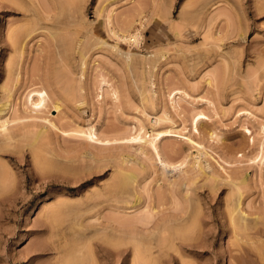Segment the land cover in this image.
<instances>
[{"label":"rangeland","instance_id":"obj_1","mask_svg":"<svg viewBox=\"0 0 264 264\" xmlns=\"http://www.w3.org/2000/svg\"><path fill=\"white\" fill-rule=\"evenodd\" d=\"M111 28L139 29V45L117 40ZM39 42L51 46L46 70L62 107L36 114L23 110V98L46 85L36 79L46 67ZM159 117L167 120L155 129L174 131L159 142L168 172L149 146L124 140L141 125L152 133ZM5 119L0 264H264V221L252 220L264 217V0H0ZM77 126H94L111 144L82 140ZM131 169L138 181L122 192L119 172ZM235 196L256 228L246 235L232 229ZM138 211L151 215L133 224L141 251L130 231L102 232Z\"/></svg>","mask_w":264,"mask_h":264},{"label":"bare ground","instance_id":"obj_2","mask_svg":"<svg viewBox=\"0 0 264 264\" xmlns=\"http://www.w3.org/2000/svg\"><path fill=\"white\" fill-rule=\"evenodd\" d=\"M34 3V2H33ZM35 4V3H34ZM33 7V6H32ZM27 9V8H26ZM38 9V8H37ZM30 10V9H29ZM31 11V10H30ZM34 11L35 10H33V12L32 13H34ZM110 13V12H109ZM37 14V13H36ZM50 15V14H49ZM37 15H35V17H36ZM38 16L41 18L42 16H41V14H38ZM37 16V17H38ZM109 17L111 16V15H108ZM107 16V17H108ZM38 17V18H39ZM49 17V16H48ZM47 17V18H48ZM108 17V19L107 20H109V19H111V18H109ZM39 18V19H40ZM49 19V18H48ZM120 21V20H119ZM109 24H110V20H109ZM38 25V24H37ZM29 27V26H28ZM35 27V26H34ZM35 29V28H34ZM33 29V30H34ZM112 29V28H111ZM18 31H20V30H18ZM125 31H127V30H125ZM23 32V31H22ZM35 32V31H34ZM110 32H111V30H110ZM10 33V32H9ZM24 33V36H26L25 34V32H23ZM28 33H30V31L28 32ZM27 33V34H28ZM32 33V32H31ZM112 35H114V36H116L117 37V40L119 39V40H122V41H124V42H127V43H135L136 45L138 44L139 45V42H140V39H141V34H140V32H139V29L138 30H136L133 34H132V32H131V34H128L127 32H124V31H122V33H118L117 31H115V30H113L112 29ZM19 34H21L20 32H18V37H19ZM33 34V33H32ZM12 35V34H11ZM28 35H30V34H28ZM54 35V34H53ZM23 36V35H22ZM14 37H15V34H14ZM28 37V36H27ZM43 37V36H42ZM41 37V38H42ZM54 37V36H53ZM115 37V38H116ZM20 38H21V35H20ZM22 38H24V37H22ZM26 38V37H25ZM40 38V39H41ZM17 39V42H18V38H16ZM39 39V40H40ZM15 40V39H14ZM23 40V39H22ZM11 41V40H10ZM14 42H16V41H14ZM13 42V44L15 45V43ZM102 42V41H101ZM17 44V43H16ZM19 45H20V43H18ZM101 44V43H100ZM107 45H109V44H106V46ZM38 46H39V54H40V57H39V61H40V63H44L43 65L44 66H46L45 67V71H44V73H43V70H41L40 71V73H38V76L36 77V79L37 80H39V81H43L46 85H44L42 88L40 87L39 89H31V91L29 92L28 91V93H26L25 95H26V97L25 98H23V99H25V101H24V108H23V110H26V112L28 111L29 113H36V114H39V113H46V111L48 112V110L49 109H55L56 111H59V110H61V107H62V102H61V100L59 99V96H58V93L55 91V89H54V83H55V81H56V79L54 80V77H53V75L51 74V72L49 71V70H46V68L49 66V63L51 62V60H52V51H51V46L50 45H48V43H46V45L44 44H41V42H39V44H38ZM103 46H105V45H103ZM15 47H18V46H15ZM25 47H26V45H25ZM111 47H112V45H111ZM14 48V47H13ZM19 48H21L22 49V45H21V47H19ZM115 48V51L116 50H118V49H116V47L114 46L113 47V49ZM118 48V47H117ZM20 49V50H21ZM24 49L25 48H23V50H21L20 52H22L21 54H23L24 55ZM112 49V48H111ZM15 50V49H14ZM119 51H120V49H119ZM159 51V50H158ZM124 52V51H123ZM19 53V52H18ZM118 53V52H117ZM20 54V53H19ZM20 54V55H21ZM124 54H125V52H124ZM132 54V53H131ZM120 56H121V54H120ZM122 57H123V55H122ZM124 58V57H123ZM84 64V63H83ZM26 72V71H25ZM17 74V73H16ZM28 74V73H27ZM82 74H84V73H82ZM31 79V78H30ZM24 80H25V78H24ZM18 81H19V79H18ZM32 81V80H31ZM38 81V82H39ZM23 82H25V81H23ZM207 84L208 85H210L211 83H212V81H211V79H208L207 81ZM105 83H106V81H105ZM57 85V84H56ZM80 86V85H79ZM103 87V86H102ZM81 89V88H80ZM100 89H101V87H100ZM83 90V89H82ZM104 90V89H103ZM84 91V90H83ZM80 92H82L81 90H80ZM115 92V91H114ZM116 94H118L117 93V91L115 92ZM114 93V94H115ZM142 93V92H141ZM107 94V93H106ZM115 94V95H116ZM101 95V94H100ZM143 95H145V94H143ZM11 98V97H10ZM84 98V97H83ZM116 98H118L119 99V97L116 95ZM147 97L145 96V99H146ZM149 98V97H148ZM22 99V100H23ZM147 102H148V100H147ZM22 107H23V105H22ZM51 111V110H50ZM49 113V112H48ZM198 116V118H197V121H196V124L194 123V125H196L195 127L196 128H198V125H199V121L202 119V118H205V114L203 113H200L199 112V114H197L196 115V117ZM166 117H164V118H157L156 120H154V123L152 124V126H153V130H152V133H150V134H148V132L145 130V127L143 126V125H141V128H140V132H136V134L135 135H133V136H130L129 138H127V139H124L125 141H129V142H134V141H139L140 143H142V146L141 147H144V148H146V147H148L149 146V149L151 150V152H153V153H155V156L158 158V161L161 163V165L164 167V168H166V171H167V168L168 167H171L172 166V163H170L167 159H165V156L164 155H162V153H161V151H160V148H159V142L161 141V140H163L166 136H167V134H172L174 131H172V130H167V131H165V130H157V129H155L158 125H160V124H163V123H161L163 120V122H165L167 119H165ZM153 121V120H152ZM13 122V121H12ZM195 122V121H194ZM10 123V121H9V119H5V120H0V128L2 127V129L1 130H3L2 132H7L8 130V127L7 126H9L8 124ZM53 125V124H52ZM159 127V126H158ZM157 127V128H158ZM75 130H74V134H76L78 137H81V139L82 140H85V141H87V142H92L93 144H102L103 145V143H109V144H111V140H103V139H101V137L99 136V132L97 131V129L94 127V126H89V127H87V128H82V127H80V128H78V126L76 127V128H74ZM45 131V130H44ZM43 130L42 131H39L38 133H37V135L35 136V138L37 137V140L41 137V136H43L44 135V132ZM263 131H264V127H263ZM67 132V131H66ZM71 132V131H70ZM101 132V131H100ZM151 132V131H150ZM248 132L249 133H252L251 132V130H248ZM29 133V132H28ZM27 132H26V134H28ZM135 133V132H134ZM35 135V134H34ZM68 135H70V134H68ZM73 135V134H72ZM33 136V135H32ZM44 137H46L45 135H44ZM34 138V137H33ZM106 139V138H105ZM35 140V139H34ZM40 140H41V138H40ZM117 140V139H116ZM121 140V139H120ZM33 141V140H32ZM36 141V140H35ZM118 142H119V140H117ZM122 141V140H121ZM124 141V142H125ZM127 141V142H128ZM39 142V141H38ZM123 142V141H122ZM252 142H254V139L252 138ZM5 144V143H4ZM35 144V143H34ZM106 145V144H105ZM32 146H33V144H32ZM4 147V149H5V145L3 146ZM30 147H31V144H30ZM2 148V147H1ZM0 148V149H1ZM36 148H38L37 146H36ZM143 148V149H144ZM39 149H40V147H39ZM34 150V149H33ZM41 150V149H40ZM40 150H38L37 149V151H40ZM145 150V149H144ZM39 152H36L35 154H38ZM36 156V155H35ZM263 157V162H264V155L262 156ZM38 159V158H37ZM159 163V164H160ZM174 165V164H173ZM3 167V166H2ZM175 166H173V168H174ZM177 167V166H176ZM180 167V166H179ZM181 168V167H180ZM176 169V168H175ZM1 170H2V168H1ZM129 170V169H128ZM128 170H127V172H123V171H121L122 173H120L119 171V174H121V177H122V179H121V181L118 183V181H117V183H118V185L121 187V190H123L124 188H126L125 190H123L122 192H127L126 190H128V187L129 186H133L134 184H135V180H137V176L138 175H140V174H135L133 171V169H131L130 171H132V172H128ZM139 171V170H138ZM138 171H135V172H138ZM1 172V171H0ZM168 172V171H167ZM140 173V172H139ZM123 175V176H122ZM208 175V174H207ZM4 176V175H3ZM2 176V177H3ZM118 177H119V175H118ZM139 178V177H138ZM215 178V177H214ZM3 179H5V176L3 177ZM2 180V179H1ZM244 180V179H243ZM4 181V180H3ZM8 181V180H7ZM11 180H9L8 181V183L10 182ZM116 181V180H115ZM114 181V182H115ZM138 181V180H137ZM5 182V181H4ZM4 182L2 183V184H0L1 185V187H3L4 189L7 187V184H6V186H5V184H4ZM231 182V181H230ZM235 183H236V180L234 181ZM234 182H233V185H234ZM241 182V184L240 185H242V183H243V181H240ZM131 183H132V185H131ZM228 183V182H227ZM246 183V182H245ZM244 183V184H245ZM130 184V185H129ZM116 185V184H115ZM231 185V184H230ZM235 185H237V187H235L236 189H238V190H235L237 193H238V191L240 192L241 190H240V188H242L243 189V185H242V187L240 186V185H238V182H237V184H235ZM234 185V186H235ZM113 186V185H112ZM111 186V187H112ZM119 186H117L118 188H120ZM126 186V187H125ZM128 186V187H127ZM0 187V188H1ZM8 187H11V184H10V186H8ZM114 187V186H113ZM131 187H130V189H131ZM110 188V187H109ZM235 188H232V190L233 189H235ZM245 189V188H244ZM10 190V189H9ZM118 190V189H117ZM231 190V191H232ZM191 191V190H190ZM234 191V190H233ZM235 191L233 192L234 194H235ZM137 192V191H136ZM0 193H2L1 191H0ZM139 193V192H138ZM148 193V192H147ZM233 193H231L232 195L231 196H233L234 194ZM236 193V194H237ZM5 194V193H4ZM4 194H2V195H4ZM190 194V193H189ZM189 194H188V196H189ZM235 194V195H236ZM133 195V194H132ZM1 196V195H0ZM193 196V195H192ZM2 197V196H1ZM190 197V196H189ZM236 197V196H235ZM234 197V199H239V200H237V201H233V202H231L230 203V205L232 204L233 205V207H232V209H231V212H229V213H231V221H232V224L235 226L234 228H232L233 229V231H237L239 234H245V232H241V230H251L252 228H250L251 226H252V224L250 223L252 220L253 221H256V223L255 222H253L254 224L253 225H256V227H257V221H261L262 220V222L264 221V217H262V216H260V213H259V216H257V218H256V220H254V218L249 222L250 224H248V220L250 219V216L248 217V215H246V213L243 211V209H242V206H241V201H240V199L242 200V196L239 198V196L238 197H236L235 198ZM6 198V197H5ZM191 198V197H190ZM193 199V198H192ZM233 199V200H234ZM92 200V199H91ZM114 201H116V198L115 199H113ZM121 201H122V199H120ZM125 200H127V199H125ZM131 200V199H130ZM232 200V199H231ZM190 201V200H189ZM110 202H112L111 200H110ZM131 202V201H130ZM176 202V201H175ZM117 203H118V201H117ZM125 203V202H124ZM126 203H128V204H130L129 202H126ZM125 203V204H126ZM236 203V204H235ZM179 204V203H178ZM191 204V203H190ZM189 204V205H190ZM248 205H250V204H248ZM148 206L149 205H147V208H148ZM152 206V205H151ZM178 207H180V206H178ZM244 207V206H243ZM94 208L95 207H93V210H94ZM146 208V207H145ZM149 208H151V207H149ZM176 208H177V205H176ZM192 208H194V206L192 205ZM196 208V207H195ZM96 209V208H95ZM92 210V209H91ZM119 210H121V209H119ZM193 210V209H192ZM144 211H147V209L145 210L144 209ZM150 211H151V209H150ZM154 211V210H153ZM142 212V211H141ZM140 211H138V214H141V217H139L140 215H138V217L136 218L135 216L136 215H134V217H135V219L137 220H135V222H134V217L132 218L131 216L133 215H131L130 214V216H127L126 214V216H124V213H122L121 215L124 217V218H122V216L120 215V217L119 216H117L118 217V221H116V223H118V224H115V225H111L110 223V225H108V226H106V227H104L103 228V230L100 228H98L100 231L102 230V232H109V233H116V234H118V233H124L125 231V233H127L128 231H130V234H133V236H134V240H137L136 241V244L138 243V241L140 240V239H138L137 237H140V235H139V231H140V229H139V231H137V227L136 226H134L133 224H135L136 225V222H137V224L139 225H142L143 224V222H142V220L143 219H145V220H147V222L146 221H144L145 223H148V220L151 218L150 216V213L149 212H147L148 214H149V216H145L144 215V218H143V214L141 213ZM189 212H190V210H189ZM262 212V211H261ZM264 212V211H263ZM146 213V215H148ZM191 213H192V211H191ZM120 214V213H119ZM118 214V215H119ZM128 214V213H127ZM152 214V213H151ZM192 214H194V212L192 213ZM191 214V215H192ZM257 214V213H256ZM84 215V214H83ZM190 215V216H191ZM250 215V214H249ZM258 215V214H257ZM262 215V214H261ZM114 216V215H113ZM193 216V215H192ZM125 217H127V219H125ZM128 217H130V218H128ZM148 217H149V219H148ZM76 218V217H75ZM120 218H122L123 220L121 221L120 220ZM195 218H196V214H195ZM194 218V219H195ZM230 218V217H229ZM79 219H81V217L80 218H78V220ZM117 219V218H116ZM124 219H125V221H124ZM129 219V220H128ZM131 219H133V220H131ZM188 219V218H187ZM78 220H77V222H78ZM98 220V219H97ZM107 220H109V219H107ZM132 222H131V221ZM141 220V221H140ZM168 220V219H167ZM191 220V219H190ZM190 220H188V221H190ZM193 220V219H192ZM139 221V222H138ZM173 221V220H172ZM180 221V220H179ZM185 221H187L186 220V218H185ZM185 221H183V219H182V223H185ZM186 222L184 225H186L187 223H189V222ZM113 222V221H112ZM120 222V223H119ZM122 222H125V223H122ZM127 222H129V224H128V226H130V227H128V228H126V225H124V224H127ZM131 222V223H130ZM168 222H170V219L168 220ZM167 221H166V223H168ZM177 222V221H176ZM195 222H196V220H195ZM195 222H194V225H195ZM79 223V222H78ZM124 225H122V224ZM164 223H165V221H164ZM182 223H179L178 225H180V224H182ZM191 223V222H190ZM77 224V223H76ZM133 225V226H131V225ZM174 224H176V223H174ZM259 224H261V222H259ZM137 225V226H138ZM161 225V224H160ZM165 225L166 224H164L163 226H161L162 228L161 229H163L164 227H165ZM173 225V224H172ZM144 226V225H143ZM167 227H168V224L166 225ZM176 226V225H175ZM174 226V227H175ZM183 226V225H182ZM192 226V225H191ZM190 226V227H191ZM250 226V227H249ZM167 227H165L163 230V232H167ZM253 227V226H252ZM184 228V227H183ZM193 228H194V226H193ZM192 228V229H193ZM237 228V229H236ZM78 229V228H77ZM97 229V230H98ZM143 229V228H142ZM161 229H160V234H161ZM185 229H187V228H185ZM235 229V230H234ZM256 228H254L253 227V231L255 230ZM79 230V229H78ZM84 230V229H83ZM97 230H96V232H95V234L97 233V234H99L100 233V231H99V233L97 232ZM166 230V231H165ZM75 231V230H74ZM145 232V231H144ZM163 232H162V234H163ZM249 232V231H248ZM248 232H246L247 234H248ZM252 232V231H251ZM260 232V231H259ZM94 233V232H93ZM104 233H100V234H104ZM106 233V234H107ZM184 233H186V232H184ZM189 233V232H188ZM96 234V235H97ZM113 234V235H114ZM129 233H128V237H129V235H130ZM161 234V235H162ZM237 234V233H236ZM74 235V234H73ZM92 235H94V234H92ZM95 235V236H96ZM246 235V234H245ZM254 235V234H253ZM79 236V235H78ZM99 237L100 236H102V235H98ZM107 236V235H106ZM117 235H114V237H116ZM122 236V235H121ZM125 236V235H124ZM132 236V235H131ZM172 236V235H171ZM77 237V235L75 236V238ZM86 237V236H85ZM103 237H105V234L103 235ZM109 237V236H108ZM107 237V238H108ZM114 237L113 236H111V238H108V239H106V240H109V241H113L112 240V238L114 239ZM136 237V238H135ZM158 237H159V235H158ZM158 237H156L157 238V240H158ZM166 237H169L168 235L166 236ZM165 237V238H166ZM237 237V236H236ZM241 237V236H240ZM79 238V237H78ZM92 238V237H91ZM102 238V237H101ZM117 238V237H116ZM115 238V239H116ZM121 238V237H120ZM131 238V237H130ZM238 238V237H237ZM81 239V238H80ZM83 239V238H82ZM88 239H90V238H88ZM87 239V240H88ZM123 239V238H122ZM161 239H162V237H161ZM72 240V239H71ZM120 240V239H119ZM133 240V241H134ZM167 240V239H166ZM89 242L91 241V240H88ZM118 241V240H117ZM132 241V242H133ZM162 241V240H161ZM80 242V241H79ZM82 242H83V240H82ZM88 242V243H89ZM141 242H142V240H141ZM144 242V241H143ZM142 242V243H143ZM169 242H170V240H169ZM107 243V242H106ZM125 243V242H124ZM133 243H135V242H133ZM80 244V243H79ZM82 244V243H81ZM111 244V243H110ZM120 244V243H119ZM139 251H141L140 250V245H141V243H140V241H139ZM137 244V245H138ZM173 244V243H172ZM73 245V244H72ZM84 245V244H83ZM89 245V244H88ZM135 246L137 249H138V246ZM157 245H159V243L157 244ZM166 245V244H165ZM170 245V244H169ZM64 246V245H63ZM81 246V245H80ZM85 246V245H84ZM114 246V245H113ZM116 246V245H115ZM117 246H118V244H117ZM121 246V245H120ZM123 246V245H122ZM162 246V245H161ZM66 247V246H65ZM90 247V246H89ZM119 247V246H118ZM88 247H86L85 246V250L87 249ZM117 248V247H116ZM136 248H135V250H136ZM143 248V247H142ZM64 249V248H63ZM73 251V253L75 254L76 252V250L74 251V248H69V250H68V252L69 251H71V250ZM81 249V248H80ZM89 249V248H88ZM67 251V250H66ZM78 251H79V249H78ZM136 251H138V250H136ZM138 251V252H139ZM144 251V250H143ZM146 251V250H145ZM88 252H89V250H88ZM138 252H136V253H138ZM147 252V251H146ZM73 253L71 252V254H69V255H72L73 256ZM82 253H83V251H82ZM91 253V252H90ZM85 254H87V252H85ZM139 254L140 253H138V257H139ZM151 254V253H150ZM92 255V254H91ZM91 255H88V257L89 256H91ZM136 255V254H135ZM72 256H70V257H72ZM74 256H76L77 257V255H74ZM81 256H83L81 253H80V257ZM86 256V255H85ZM93 256V255H92ZM137 256V255H136ZM141 256H142V252H141ZM65 257V256H64ZM75 257V258H76ZM150 257V256H149ZM74 258V259H75ZM83 258L85 259V257L83 256ZM86 258H87V256H86ZM95 258V257H94ZM141 258V257H140ZM139 258V259H140ZM151 258V257H150ZM72 259L73 258H71V262H68L67 261V259H66V261H67V263H65L64 262V264H73L74 263V260L72 261ZM77 259V258H76ZM76 259H75V263L74 264H79V262L77 263V261H76ZM88 259H90V258H88ZM80 260V259H79ZM86 260V259H85ZM137 260V259H136ZM92 261H93V259H92ZM94 262V261H93ZM92 263V262H91ZM90 263V264H91ZM94 263H96V261L94 262ZM155 263V262H154ZM82 264V263H81Z\"/></svg>","mask_w":264,"mask_h":264}]
</instances>
